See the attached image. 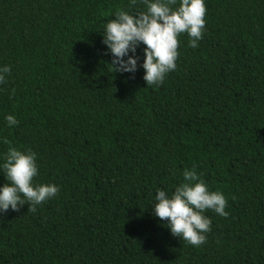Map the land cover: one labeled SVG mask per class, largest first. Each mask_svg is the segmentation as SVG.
<instances>
[{
	"label": "trees",
	"instance_id": "obj_1",
	"mask_svg": "<svg viewBox=\"0 0 264 264\" xmlns=\"http://www.w3.org/2000/svg\"><path fill=\"white\" fill-rule=\"evenodd\" d=\"M205 6L199 46L180 34L176 69L148 87L144 45L115 73L101 35L142 0H0V155L30 149L34 182L59 188L0 214V264H264V0ZM186 168L227 200L199 247L151 209Z\"/></svg>",
	"mask_w": 264,
	"mask_h": 264
},
{
	"label": "clouds",
	"instance_id": "obj_2",
	"mask_svg": "<svg viewBox=\"0 0 264 264\" xmlns=\"http://www.w3.org/2000/svg\"><path fill=\"white\" fill-rule=\"evenodd\" d=\"M138 0H129V8H135ZM143 11L119 9L103 26L102 43L111 56L108 64L115 73L134 74L142 48L144 70L142 79L146 86H160L166 76L177 67L178 37L186 33L189 46L197 48L205 30V0H142ZM11 69L0 66V84L6 82ZM9 128L18 125L12 114L4 117ZM0 143L11 144L6 138ZM0 174L6 180L0 184V214L19 211L28 205V211L36 212L37 206L55 197L57 185L35 183L38 175L37 155L30 149L21 150L9 146L0 155ZM183 180L172 192L157 188L151 205L152 214L166 227L173 237L199 247L206 243V233L211 230V220L204 213L211 210L227 217V200L218 190L209 186L192 169L183 170Z\"/></svg>",
	"mask_w": 264,
	"mask_h": 264
}]
</instances>
